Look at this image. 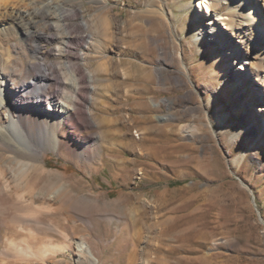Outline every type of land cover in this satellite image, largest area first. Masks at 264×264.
<instances>
[{"label":"rangeland","instance_id":"1","mask_svg":"<svg viewBox=\"0 0 264 264\" xmlns=\"http://www.w3.org/2000/svg\"><path fill=\"white\" fill-rule=\"evenodd\" d=\"M74 1L78 23L92 29L100 19L109 21L110 44L98 54L94 42L76 44L75 59L45 43L52 53L44 59H72L89 71L104 63L102 79L92 83L94 126L81 127L84 140H78L55 125L60 150L47 143L32 158L35 167L22 175L16 169V183L30 186L34 201L23 189L12 221L0 211V264H264V111L253 108L262 106L264 87L246 62L264 66L262 43L216 0H199L217 4L214 29L199 25L208 16L195 0ZM224 16L235 23L234 35L223 27ZM260 17L264 21V8ZM89 28L82 33H92ZM240 49L251 57L242 58ZM119 59L126 66H118ZM135 64L152 76L151 124L141 121L136 106L115 101L106 86L114 65L122 76L121 66L132 71ZM130 84L119 93L138 86ZM100 117L112 121L102 142ZM250 120L259 123L251 127ZM29 121L40 137L44 121L36 114ZM146 124L155 129L144 131ZM90 132L93 139L86 138Z\"/></svg>","mask_w":264,"mask_h":264},{"label":"bare ground","instance_id":"2","mask_svg":"<svg viewBox=\"0 0 264 264\" xmlns=\"http://www.w3.org/2000/svg\"><path fill=\"white\" fill-rule=\"evenodd\" d=\"M65 1L0 0V115H2V119H0V144L5 147L4 152H0V211L3 210L2 208L8 211L10 221L15 217V208L17 206L20 208L22 205L17 202L20 201V191L22 192L25 189L24 191L28 193L30 202L33 203L34 201L33 196L30 195L33 189L29 188L30 186L28 188L22 186L23 188H21L16 183L17 179L21 178H18L16 169L21 167L19 173L23 174L25 173L24 169L27 167H31V169L35 167L32 158L36 155L41 156L47 143H50L54 149L60 150L62 142L54 126H66L72 136L78 140H84V137L80 135L81 127L91 129L94 126L89 120V115H91L92 110L97 109L96 95L93 99V93L91 92L97 87L92 83L94 81L95 83L100 82L102 79L99 73L105 69L104 63L95 61L97 65L94 63L95 67L94 69L91 68L93 70L90 71L80 62L72 59H66L61 63H47L44 56L51 54L52 51L45 47V43L55 42L58 44L56 46L59 54L77 59L80 54L74 51L73 46L81 42L86 44H88L87 42L91 44L94 42V46L91 44L90 46L94 47L93 52L98 54L100 49L106 47L111 40L108 31V28L110 29L109 21L107 22V19L104 21V18L100 19L91 29V26L89 28L86 23L76 21L79 8L76 6L75 1L73 0L74 3L71 5H67ZM216 1L227 3L239 18L236 25L244 30L246 35L252 33L253 38L264 46V21L260 17L264 8V0ZM196 3L203 9L204 15L208 16L207 19L200 18L199 25L204 26L206 24L208 28L214 29L216 18H213V16L216 14L217 4L207 5L206 3L203 5V2L195 0V6ZM221 20L223 27L234 35L232 26L235 23H229L227 21L229 17L227 16L222 17ZM87 28L92 33H82ZM214 37H216V34L213 33L208 40L213 41ZM242 47L246 48L243 44ZM122 48H124L123 45ZM231 50L232 48L229 49L228 53ZM238 54H242V58L251 57L249 52H245L243 49H240ZM243 54L246 57H243ZM95 58L99 59L96 56ZM123 61L119 59L116 64L120 66V64L125 63ZM246 62L258 82L264 87V75L261 74V69L264 71V66L251 59ZM106 65L108 67L109 63ZM124 65L126 66V63ZM135 65L132 71L121 66L122 76L119 74L118 66L114 65L112 73L110 72L112 74L110 75L111 79L106 80L108 81L106 86L115 101L136 106L138 110L136 109L135 113L137 112L141 121L151 124L152 114L155 112L152 105L157 104L154 99L155 88L152 84V76L143 67ZM239 68L243 69L245 67L240 66ZM106 69L109 70V68ZM232 73L236 74L237 71L234 69ZM131 80L137 81L138 86H134L130 93H119L121 86L125 89L132 88ZM261 105H253V108L257 107L264 111V101ZM33 114L38 115L45 124L42 133L39 134L40 137L35 136L29 127V117ZM98 120V123H96L101 127L99 130L100 142H102L111 133L107 127L112 121L105 117H100ZM250 122L253 123L250 124L251 127L259 123V121L254 122L253 120H250ZM146 126L147 124L144 127L146 132L155 129L153 125ZM86 138L93 139L92 133L90 132ZM94 143L98 144L96 139H94ZM8 153L11 155L9 154V156ZM37 168H39L37 176H43L44 170L41 166ZM77 246L79 250L85 247L83 243H79ZM87 253L91 254L90 252ZM79 254L81 253L79 252Z\"/></svg>","mask_w":264,"mask_h":264}]
</instances>
